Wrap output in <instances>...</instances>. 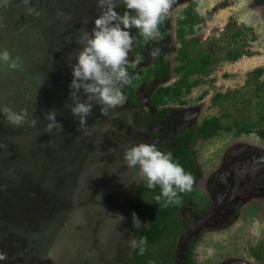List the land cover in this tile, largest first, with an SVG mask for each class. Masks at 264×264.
<instances>
[{
	"label": "rangeland",
	"instance_id": "obj_1",
	"mask_svg": "<svg viewBox=\"0 0 264 264\" xmlns=\"http://www.w3.org/2000/svg\"><path fill=\"white\" fill-rule=\"evenodd\" d=\"M189 5L206 18L195 34L201 40L195 51L214 60L202 84L185 97L190 121L223 114L227 125L242 118L254 123L256 69L264 82V0H175L169 38L147 46L148 59L156 49L168 53L171 83L180 76L174 71L180 65L176 23ZM99 15L97 0H0V52L19 62L15 70L0 62V108L28 113L21 126L0 114V264H124L133 255L129 205L143 179L127 167L124 153L158 140L147 124L128 115L125 103L107 114L94 105L84 127L70 111V65L82 50L83 32L91 34ZM240 28L246 31L232 38ZM232 47L245 52L236 62L224 59ZM227 92L212 104L211 96ZM52 110L62 127L48 131ZM162 132L161 138L174 133ZM194 158L201 176L189 206L179 211L192 225L180 234L174 264L197 235V264H264L255 256L264 254V139L254 131H222L198 141ZM207 202L209 209L197 216L193 208ZM236 204L239 213L231 220Z\"/></svg>",
	"mask_w": 264,
	"mask_h": 264
},
{
	"label": "clouds",
	"instance_id": "obj_2",
	"mask_svg": "<svg viewBox=\"0 0 264 264\" xmlns=\"http://www.w3.org/2000/svg\"><path fill=\"white\" fill-rule=\"evenodd\" d=\"M22 2L27 5L29 0ZM118 2L123 3L128 10L123 15L116 11ZM174 4L175 0H97L100 15L93 22L91 34L83 32L80 40L82 50L76 55L75 63L70 65L72 80L69 87L72 90L70 99L73 101L70 111L81 127L86 126L94 105H101L104 114L109 109L123 106L126 101L123 88L130 86L133 81L128 69L135 68L139 63L138 60L129 62V52L134 42L131 29H137L145 41L156 40L161 35L160 26L169 17ZM158 51L153 50L150 54L156 56ZM0 62L11 70L19 67L18 60L13 59L7 50L0 52ZM81 95L85 97L83 101ZM0 114L5 115L14 126H21L28 115L25 109L16 113L8 107L0 108ZM56 116V110L47 112L48 131L62 127ZM31 123L34 126L36 121ZM124 161L128 168L138 169L139 177L146 182L149 190L160 188L155 200L162 207L179 204V194L189 192L194 183L193 176L173 161L171 153L158 150L154 144L140 143L128 148L124 153ZM133 217V227L139 228L140 220ZM145 244L144 239L137 242L133 238L130 241V246H139L141 253ZM3 258L0 254V259Z\"/></svg>",
	"mask_w": 264,
	"mask_h": 264
},
{
	"label": "trees",
	"instance_id": "obj_3",
	"mask_svg": "<svg viewBox=\"0 0 264 264\" xmlns=\"http://www.w3.org/2000/svg\"><path fill=\"white\" fill-rule=\"evenodd\" d=\"M126 11V7L123 3L119 4L118 13L123 15ZM131 14V13H130ZM206 18L201 17L197 14L193 6L188 7L184 10L177 20L176 34L177 38L181 44V57L182 66L179 67V71H183L184 77L179 79L173 86L166 89H160L156 92L155 97L152 98V106L156 107L157 101L162 97H167L168 100H173L175 97L188 94L191 89L197 86L201 80L190 77L191 75H207L210 72V66L213 64L211 55L191 52L188 50L189 47H194L199 41V38L193 35L199 32L200 26ZM231 26V25H230ZM138 31V30H137ZM246 31V28L236 29L235 33L232 34V38L239 37L242 33ZM160 34L162 36L167 35L166 23L164 22L160 26ZM188 36H192L187 38ZM242 52L238 51L235 47L229 49L226 57L229 59H237ZM165 57L159 58L155 63V68L150 69V74L157 77H166L169 72L168 65L166 63ZM129 74L133 77L132 84L127 87H135L138 85L140 79L136 74L134 68L128 69ZM262 70L256 69L253 73L254 89L252 90V99H256V106L259 108L258 118L254 123L246 122V118H242L237 121L234 120L231 125H222L219 118L212 117L205 120L199 128L198 133L191 134V138H182L177 147H171L169 152L164 151V153H171L174 162H178L187 173H190L194 181L200 176L201 170L196 167L192 156V142L193 137L201 136L204 139H209L217 136L218 130L230 131L234 130L236 135L248 134L250 132H255L261 139H264V82H259V76ZM124 91V89H123ZM230 95V92L226 94H218L215 98L217 101L225 100ZM235 97V96H234ZM249 98V99H250ZM135 104L140 106L138 99L134 98ZM235 99V98H234ZM248 99V104L250 103ZM250 99V100H252ZM134 101V100H133ZM236 102V99H235ZM160 194V188L149 190L146 187V182L143 180L138 184L132 192V200L130 202V212L132 218L130 219V227L134 230L137 242L139 240H146V244L143 246V253L140 252V247L134 248L133 255L130 260L126 261L124 264H173L172 255L176 248V243L178 236L181 231H184L186 226L178 225L181 223V218L179 211L185 204L192 198V191L181 193L180 203L169 205L168 207H162L160 203H157L155 197ZM210 203L207 202L205 208L197 211V215L201 216L209 207ZM239 211V205L234 208L232 218H235ZM135 216L141 222L139 228H134ZM195 239H192L188 244V249L186 252L187 264H194L192 261V250ZM264 242V241H263ZM264 246V243L262 244ZM258 247L257 249H259ZM262 254V253H261ZM255 252L257 259H264V254Z\"/></svg>",
	"mask_w": 264,
	"mask_h": 264
},
{
	"label": "flooded vegetation",
	"instance_id": "obj_4",
	"mask_svg": "<svg viewBox=\"0 0 264 264\" xmlns=\"http://www.w3.org/2000/svg\"><path fill=\"white\" fill-rule=\"evenodd\" d=\"M119 4L120 3L118 2V7L116 10L117 12L119 9ZM190 6L191 5H189L188 7H190ZM188 7L183 9V11L186 10ZM131 14L133 15V13H131ZM165 23H166L167 35H165V36L160 35L159 38H157L156 40H152V41H145L143 36L140 35V33H139V31H137V29H135V28L131 29V34L133 36V41H135V46H133L132 51L129 52V62L131 63V62L136 61V60L139 61V63L134 68V70H135L136 74L139 76L140 81H139L138 85L135 87H131V88L127 87L126 89L123 88L124 89L123 93L126 97V101H125L126 107L124 105L123 108L124 109L126 108L125 111L128 112L129 116H132L133 118H135L134 120L139 121L140 123L144 122L145 124H147L150 127V129L152 130V133H151L152 138H157V140H158L157 144H154L158 150H160L162 152L168 150V152H169L171 147H177L178 146V144L180 143L182 138L185 137V138L189 139V137L191 138V134H195L196 132L198 133L200 126L208 118L217 117V118H219L220 123L222 125H226V124L223 123V118H224L223 114L221 116L206 117L205 119H202L199 124H195V123L191 122L190 121V115L192 113L190 112V110H188L189 109V102L185 99V97H188V95L191 92L188 94L177 96L173 100H168L167 97H162L159 101H157L156 107L152 106L151 102L153 100H151V99L155 97L156 92H158L162 88L166 89L170 86H173L179 79L184 77L183 71L178 70L179 67L182 66V61L179 59L181 57L180 56L181 53L179 52L181 49V44L177 38V34H176L175 39L177 40V42H179L180 49L178 50V53H180V54H179V56L177 55L176 59L180 62V65L174 71L176 73L180 74V76L176 80H174L172 83L169 82V80L172 77H174L173 76L174 73H172L171 66H170V63L168 60V53L166 52V50H163L160 53L158 52V54L156 56L152 57L151 59H148L147 46L149 44H152L156 47H159V46H161L160 42L162 40H167L170 36V33H171L170 32V21L168 18L165 21ZM194 37L198 38L199 35L198 36L194 35ZM200 41H198V42H200ZM195 47L196 46H194L192 48L189 47L188 50L191 52L202 53V50H200V49L195 51ZM226 50L229 51V48H227ZM238 51L242 52L243 54L245 53L244 50H242L241 48H238ZM241 56H243V55H241ZM241 56L237 59L232 60V59L227 58L226 54H225L224 59L226 61H229V62H236L241 58ZM162 57H165L164 59L166 60V63H167L168 68H169V72L166 74L167 76L166 77H157V76H154L153 74L149 75L150 69L155 68V63L157 62V60H159V58H162ZM139 64H142V65H139ZM213 64L209 67L210 70H211ZM207 75H191L190 77L194 78V80H195V78L201 80V82L197 86L193 87L191 89V91L194 88L201 85L203 82L202 77H205ZM217 96H218V94L211 96L212 104L214 106L219 101V100L217 101L215 99ZM136 97L139 98L138 101H139L140 106H138L134 103L135 102L134 98H136ZM143 97H147L150 110H147L142 105L141 99ZM199 97H201V96H199ZM205 98H206V96H205ZM200 101L203 102V100H200ZM220 101H222V100H220ZM117 114L122 116L121 112H119ZM115 123H118V122H115ZM121 124H124L123 121ZM141 126H142V124H141ZM173 129H176V130H173ZM164 130H172V132H174V133L166 134L165 137L161 138L162 136H160V134H163L162 131H164ZM222 131H225V130H223V129L218 130V133H221ZM209 139H211V138H209ZM202 140H207V139H204L201 136H197V137L194 136L193 142H192L191 156H192V159H193L197 168H199V167L197 166V164L194 160L195 159L194 158V147H195L196 143H198V141H202ZM200 176H201V174H200ZM198 178L194 181L190 191H192V189L194 188V185L196 184ZM190 201H191V199L181 209H185L186 207H188L189 206L188 204ZM210 205H209V207H210ZM237 205H239V204H236L234 206V208ZM205 206H204V208H205ZM209 207H208V209H209ZM234 208H233V211H234ZM202 209L193 208V212L197 215V211L202 210ZM239 209H240V205H239ZM238 213H239V211H238ZM179 215H180V213H179ZM232 215H233V212H232ZM232 219H234V218L231 217V220ZM181 221L184 224L183 226L190 228V226L192 225L190 220H186V219L182 220L181 219ZM189 228H186L184 231L188 230ZM184 231H181L180 234ZM180 234L178 236V239L181 238ZM199 237L200 236L197 235V237L192 238V239H195L194 245H193V250H192V261L194 264H197L195 262L194 258H195V247L199 242ZM178 239H177V243H176V248L178 245ZM192 239H190L185 245V252L182 256V260H181L180 264H187V256H186V252L188 249L187 246ZM176 248H175V250H176ZM175 250L173 251V255H172L173 264H174V252H175Z\"/></svg>",
	"mask_w": 264,
	"mask_h": 264
},
{
	"label": "water",
	"instance_id": "obj_5",
	"mask_svg": "<svg viewBox=\"0 0 264 264\" xmlns=\"http://www.w3.org/2000/svg\"><path fill=\"white\" fill-rule=\"evenodd\" d=\"M141 103H142V105H143L147 110H150V107H149V105H148V99H147V97H143V98L141 99Z\"/></svg>",
	"mask_w": 264,
	"mask_h": 264
}]
</instances>
